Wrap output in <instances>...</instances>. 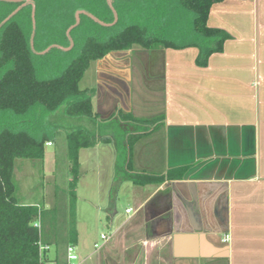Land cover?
Wrapping results in <instances>:
<instances>
[{"label": "crops", "instance_id": "0c3cea01", "mask_svg": "<svg viewBox=\"0 0 264 264\" xmlns=\"http://www.w3.org/2000/svg\"><path fill=\"white\" fill-rule=\"evenodd\" d=\"M207 25L229 38L205 65L193 45L143 56L133 46L92 61L94 116L68 120L103 140L79 149V174L87 149L111 144L116 127L124 147L128 133L146 132L126 157L130 171L163 178L125 175L133 205L117 225L110 210V231L80 264H264V0L214 3Z\"/></svg>", "mask_w": 264, "mask_h": 264}, {"label": "trees", "instance_id": "16d2710c", "mask_svg": "<svg viewBox=\"0 0 264 264\" xmlns=\"http://www.w3.org/2000/svg\"><path fill=\"white\" fill-rule=\"evenodd\" d=\"M34 1L36 6L34 43L40 42L45 47L51 41H57L51 39L41 42L40 35L49 25L55 24V28L58 29V38L61 36L62 40L68 42L65 30L74 23V12L77 8H84L102 21L107 22L109 18L112 21V12L105 0H100L106 10L104 18L107 17L108 19L105 20L93 10V7L86 0H71L67 4L69 5L67 9H62V3H56L49 8L48 4L43 2L44 0ZM59 1L64 2L65 0ZM112 1L119 22L118 0ZM219 1L222 0H180L179 4L191 13L192 18L194 38L186 43L164 39L139 22L130 21L120 30L103 38H98L92 34L85 35L79 50L70 62L64 66L59 74L51 77H39L35 68L33 60L35 53L29 45L31 33L30 5L20 9L0 28V112L11 114L17 119L16 125L8 126L6 124L0 128V264H41L40 243L49 246L55 244L54 254L51 256L48 253L47 262L65 264L62 254H65L67 245H74L76 241L74 201L75 186L79 178L78 151L81 148L92 147L98 141L103 140L96 138L91 132L83 128L69 127L65 131L70 174L69 188H67L69 214L65 234L60 236L54 228V214L36 204H22L16 197L17 188L13 181L14 160L16 158L42 160L44 144L47 140L51 141L53 135H48L49 133L45 130L38 131L35 124L23 127L22 125L19 126V122L22 123L23 119L28 122L33 115L37 116L43 112L54 115L61 111L68 118L93 117L91 103L93 90L79 89L78 83L91 61L102 58L113 51L128 50L133 45H139L147 50L155 47L182 48L193 45L198 49L196 63L205 65L208 56L221 51L223 42L229 38V34L223 29L207 25L211 5ZM17 5L18 3L0 2V21ZM80 17L81 21L86 18L97 27L101 26L83 14ZM101 28L107 27L101 26ZM73 30L74 28L71 32ZM128 117L131 118L130 115ZM51 119V117L45 119V123L57 129L59 124ZM138 123L145 124L147 121ZM145 133L132 132L125 136L127 158L137 137ZM126 166L129 167L128 163ZM183 170L184 168H180L169 172L181 171L180 173H182ZM126 175V179L134 183L151 182L163 178V175H151L144 172L129 171ZM169 175L168 173L166 177ZM36 219L39 220V228L33 226ZM61 244H64V247H61Z\"/></svg>", "mask_w": 264, "mask_h": 264}, {"label": "rangeland", "instance_id": "374dc122", "mask_svg": "<svg viewBox=\"0 0 264 264\" xmlns=\"http://www.w3.org/2000/svg\"><path fill=\"white\" fill-rule=\"evenodd\" d=\"M86 1L93 7V10L103 17V20L107 18H104L106 10L100 0ZM43 2L47 3L49 8L56 3H62V9H67V6H69L67 4L71 0H65L64 2H60L59 0H44ZM179 3L180 0H118L117 7L120 16L119 22L117 20L118 23L116 22L109 28L98 26L99 29L96 31L98 27L85 18L83 21L80 20L81 24L70 33L73 40L71 49L63 50L54 47L46 53L38 54V52L51 44L68 46V42L62 40L61 36L58 38V29L55 28V24L49 25L40 35L41 42L51 39L62 42L51 41L45 47L40 42H36L35 44L33 40L35 53L33 60L38 76L51 77L59 74L77 53L85 35L92 34L98 38H103L110 33L120 30L130 21L139 22L164 39L177 43L189 41L194 38L191 13ZM110 19L107 22H110ZM93 31L94 33H92ZM135 48H139L138 50H140L142 56L145 55L144 53H147V55L152 54V50H146L141 46ZM152 61L153 65L149 68V73L157 75V73L161 72L158 67L159 64L157 63L156 65V62H158L157 58L153 56ZM94 66V63L91 61L88 69L85 70L78 83L79 89L93 85L92 83H94L95 78ZM49 117L52 118V121L59 124L57 129L45 123V119ZM69 118L61 111L54 115L43 112V114H38L37 116L33 115L31 119L29 118L28 122L24 119L22 123L19 122V126L22 125L23 127L35 124L38 131L45 130L49 133L48 135H53L50 139L51 145L44 146L45 155L42 160L16 158L13 170V181L16 184V197L19 202L22 204H36L44 210L48 209L49 213L54 214V228L60 236L65 234L69 214L67 188H69L68 181L70 174L64 138L65 129L74 123L69 121ZM15 122H17L15 116L0 112V128L6 124L14 126L17 124ZM143 126L139 127V129H143ZM146 127L149 128V125H145L144 130L148 129ZM111 131L114 137L111 144H101L99 145V150L87 149V157L85 158L83 155L82 158L83 166L81 169L83 171L80 172L81 174H79L75 186L74 201L76 230L74 246L77 256L78 254L82 255L83 252L91 251L93 243L101 241L100 234L110 231L112 226L107 218L110 210L114 208L117 211V220L114 222V225H117L126 217L125 207L132 206L136 197V193L131 192L134 189L133 185L125 179V175L130 171V166L129 168L126 166L125 147L119 143L121 132L116 127ZM61 247H64V244H61ZM54 249L55 244H51L49 253L52 256ZM79 260L80 258L78 257L74 261V264H80ZM46 264L53 263L47 262Z\"/></svg>", "mask_w": 264, "mask_h": 264}, {"label": "water", "instance_id": "95a60500", "mask_svg": "<svg viewBox=\"0 0 264 264\" xmlns=\"http://www.w3.org/2000/svg\"><path fill=\"white\" fill-rule=\"evenodd\" d=\"M0 2L18 3V5L6 17H4L0 21V28L7 21H9L14 15H16L20 9H22L25 6L30 5V7H31V9H30L31 10L30 11L31 33H30V37H29V45H30V48L34 51V49H33V40H34V36H35V32H36V19H35L36 6H35V1L34 0H0ZM105 2H106L107 6L109 7V9L112 12V21H110V22L102 21L97 16H95L91 12L85 10L84 8H78L74 12V23L71 24L70 26H68V28L66 29V36H67V39H68V46H61V45H58V44H51V45H48L44 50L38 52V54L46 53L47 51H49L51 48H54V47L55 48H60V49H63V50L71 49V47L73 45V40H72V38L70 36V32H71V30L73 28H75L79 24L80 15L81 14L89 17L91 20H93L94 22L98 23L101 26H106V27L113 26L118 20L117 11L115 10V8L113 6V1L112 0H105Z\"/></svg>", "mask_w": 264, "mask_h": 264}, {"label": "built area", "instance_id": "2783aa9c", "mask_svg": "<svg viewBox=\"0 0 264 264\" xmlns=\"http://www.w3.org/2000/svg\"><path fill=\"white\" fill-rule=\"evenodd\" d=\"M126 211L129 212L130 209H127ZM33 226L39 228L40 223H39L38 219L34 220ZM101 238H105L104 234H101ZM94 246L97 247L98 244L95 243ZM49 250H50L49 245L41 244V243L39 244V255H40V260H41L40 263L41 264H46V262L48 260ZM76 260H77V254L75 251V246L72 244L67 245L65 248V264H74V261H76Z\"/></svg>", "mask_w": 264, "mask_h": 264}]
</instances>
